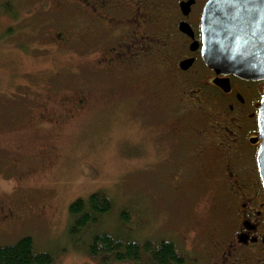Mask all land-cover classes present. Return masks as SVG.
<instances>
[{
    "label": "rangeland",
    "instance_id": "rangeland-1",
    "mask_svg": "<svg viewBox=\"0 0 264 264\" xmlns=\"http://www.w3.org/2000/svg\"><path fill=\"white\" fill-rule=\"evenodd\" d=\"M39 3L0 0V204L24 212L11 225L0 221V246L29 236L55 256L54 264H131L90 257L68 234L70 204L102 191L115 208L101 231H121L119 212L128 210L131 222L124 233L131 229L138 241L173 239L194 257L195 235L203 238L213 232L216 206L198 187L197 172L190 173L196 167L187 169L190 177L182 180L181 189L174 187V159L198 162L202 140L194 134L185 149L188 157L179 148L172 156L171 74L151 63L129 84L112 85L96 77L83 50L62 55L33 51L44 46L36 19L42 25L57 22L56 12L52 18L38 12ZM34 10L37 15L30 17L26 30H18ZM31 35L36 39H25ZM25 43L29 47L18 51ZM148 90L157 95L155 105L141 100ZM78 92L91 99L70 119L40 126L22 115L26 103L34 106L38 100L48 101L57 112L71 109Z\"/></svg>",
    "mask_w": 264,
    "mask_h": 264
},
{
    "label": "flooded vegetation",
    "instance_id": "flooded-vegetation-1",
    "mask_svg": "<svg viewBox=\"0 0 264 264\" xmlns=\"http://www.w3.org/2000/svg\"><path fill=\"white\" fill-rule=\"evenodd\" d=\"M38 1V12L51 18L56 12L57 22L42 25L36 19L35 30L42 29L44 46L33 51L55 50L62 55L83 50L89 53L96 77L112 85L129 84L151 63L171 74L172 156L180 153L179 148L188 157L185 149L194 134L202 140L198 162L174 159V187L181 189L182 180L190 177L187 169L196 167L190 173L197 172V185L212 198L217 219L210 235H195L194 257L185 264H264V183L258 164L264 80H247L206 64L201 25L209 0ZM32 15H37L35 10L18 30H26ZM8 27L17 32L15 25ZM26 47L20 45L18 51ZM151 91L141 100L155 105L157 95ZM78 95L71 109L57 112L48 101L38 100L34 106L26 103L22 115L33 117L40 126L60 123L89 104L91 97ZM193 125L198 126L196 133ZM14 174L20 181L19 171L14 169ZM23 218V211L0 204V221L11 225Z\"/></svg>",
    "mask_w": 264,
    "mask_h": 264
},
{
    "label": "trees",
    "instance_id": "trees-1",
    "mask_svg": "<svg viewBox=\"0 0 264 264\" xmlns=\"http://www.w3.org/2000/svg\"><path fill=\"white\" fill-rule=\"evenodd\" d=\"M3 7L12 11L9 4ZM114 208L113 200L102 191L94 192L87 199H77L68 208L72 219L68 234L74 243L87 249L86 252L90 257L131 264H185L190 259L188 252L181 249L173 239L138 241L131 229L124 233L131 222L128 210L119 212L121 231L114 233L101 231L100 227L104 220L112 216ZM54 263L55 256L39 248L29 236L23 237L14 245L0 246V264Z\"/></svg>",
    "mask_w": 264,
    "mask_h": 264
},
{
    "label": "water",
    "instance_id": "water-1",
    "mask_svg": "<svg viewBox=\"0 0 264 264\" xmlns=\"http://www.w3.org/2000/svg\"><path fill=\"white\" fill-rule=\"evenodd\" d=\"M203 56L216 71L264 80V0H209L202 15ZM264 183V96L259 109Z\"/></svg>",
    "mask_w": 264,
    "mask_h": 264
}]
</instances>
